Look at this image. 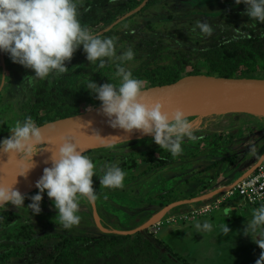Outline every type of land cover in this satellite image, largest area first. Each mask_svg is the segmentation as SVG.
Wrapping results in <instances>:
<instances>
[{
  "label": "rangeland",
  "instance_id": "374dc122",
  "mask_svg": "<svg viewBox=\"0 0 264 264\" xmlns=\"http://www.w3.org/2000/svg\"><path fill=\"white\" fill-rule=\"evenodd\" d=\"M86 1L88 0H79V4ZM128 1H110L102 10L105 13L117 10V18L104 28H95L96 30L92 29L91 32L102 38L117 37V54L132 47L135 57L133 61L127 62L126 66L131 67L134 77L145 82L144 88L153 87V73L161 67L173 64L177 60V53L199 50L206 46L217 39L221 27L230 24L239 28H257L262 24L243 14L246 5L236 4L235 0H140V3L129 11L123 8V4ZM201 20L212 26L211 36H203L199 29L192 30ZM147 40L156 41L162 49L161 54L158 53V59L152 64H147L146 56H143L146 50L142 42ZM155 46H152V49ZM82 56L83 53L76 51L71 60L65 62L68 68L65 73L51 74L44 80H37L33 85L26 80L34 75L33 70L12 62L7 54L0 53V139L12 134L10 129L17 120H23L30 115L36 123L38 122L31 104L41 87L47 85L48 90L54 89L63 96H69L81 82L91 76H98L105 82H119L114 79L115 63H106L100 68L98 62L93 64L87 59L83 61ZM187 69L190 70L191 67ZM197 69L201 74H205L206 61L198 60ZM254 74L256 78H264V68L260 67ZM63 80H67V83L62 84ZM45 114L46 111H43L40 115L44 117ZM53 114L54 111L50 112V115ZM197 118L199 117L189 120L192 122ZM193 127L196 139H186L182 145L183 152L175 157L159 147L150 135L116 143L115 148L111 150L104 147L87 152L86 155L97 165L98 175L103 174L105 165L111 164H117L127 175L124 187L118 189L105 188L94 175L93 189L97 192L98 199L94 205H89L86 200L81 199L78 212L81 221L70 229H65L60 224L57 209L46 192L43 194L40 214H31L26 206L31 203L29 198L35 195L38 189L25 195V207L17 209L9 205L0 208V214L16 217L10 225L0 226V254H8L6 262L2 264H42L48 251L62 240L61 236H134L138 232H143L162 252L156 261H146L143 264H256L264 249H260L252 238L249 239L244 234L246 223L251 221L248 216L252 218V212L256 209L250 205L230 213L231 216L226 218L223 206L214 214L189 223V228L195 232L191 234L194 239L190 242L177 240L174 245L175 250L188 248L185 253L175 252L163 241L162 233L174 222L161 219V215L164 213L165 217L167 214L169 218L179 210L188 208L174 204V207L178 208H169L163 212L172 204L171 201L181 202L187 199V196L195 197L192 196L193 192L198 193L197 189L203 186L206 189L208 180L211 186L215 181L224 184L236 180L264 152V116L248 113H212L201 118ZM163 159L167 160V164H159ZM232 161H235L234 164ZM205 220L212 222L215 227L211 232L201 233L195 224ZM224 221L230 230L228 234H223L220 227ZM184 223L186 221L176 225L182 226ZM160 225L163 227L162 233L158 229ZM28 228L36 241L9 238ZM130 244V239H126L114 247H109L108 251L124 250V254L117 257V262L124 264L120 261L125 262L126 255H131L132 251L127 249ZM82 245L81 240L69 242V247L74 250ZM252 247L256 248L255 252L250 251ZM164 255H169V258L163 260Z\"/></svg>",
  "mask_w": 264,
  "mask_h": 264
},
{
  "label": "clouds",
  "instance_id": "9594fccd",
  "mask_svg": "<svg viewBox=\"0 0 264 264\" xmlns=\"http://www.w3.org/2000/svg\"><path fill=\"white\" fill-rule=\"evenodd\" d=\"M235 2L246 5L243 14L264 23V0ZM78 7L79 0H0V53L7 54L12 62L33 70L34 75L26 78L33 85L51 74L65 73L68 70L65 62L70 61L81 46L88 62H98L100 68L106 63H115L114 79H118V83L99 85L92 80L87 84L90 93L101 102V113L107 118L109 127L126 133L139 130L152 136L154 142L172 156L181 154L184 141L196 139L193 123L181 109L166 112L160 102L152 105L143 102L145 82L134 77L131 67L126 66L135 57L132 47L117 54L118 38H101L98 34H92L82 25ZM197 29L203 36L213 33L212 26L203 20L198 21L192 30ZM10 132L12 134L9 137L0 139V154H7L9 160H16L23 169L17 176H26L35 167V155L43 151L51 152L45 161L48 163L50 160L51 166L44 168L35 184L38 192L29 198L31 203L26 206L33 216L40 214L43 194L46 192L57 209L60 224L70 229L81 221L78 215L81 199L89 205H94L98 199L93 189L94 175L105 188L124 187L127 173L117 164H111L105 165L103 174L98 175L97 165L80 148L75 134L61 136L55 150L46 149L45 143L51 142L45 139L41 127L30 115L17 120ZM92 136L110 150L121 139L119 136L104 138L98 132ZM258 160L264 163V156ZM15 184L16 178L11 184L0 183V208L9 205L17 209L25 207L26 196L14 188ZM230 213L232 207L223 209L225 218L231 216ZM195 227L211 232L215 225L205 220L203 223L197 221ZM220 227L223 234L229 233L225 221ZM244 234L250 235L259 248L264 249V203L253 210ZM256 264H264V252H261Z\"/></svg>",
  "mask_w": 264,
  "mask_h": 264
},
{
  "label": "trees",
  "instance_id": "16d2710c",
  "mask_svg": "<svg viewBox=\"0 0 264 264\" xmlns=\"http://www.w3.org/2000/svg\"><path fill=\"white\" fill-rule=\"evenodd\" d=\"M110 1L88 0L79 4V18L82 25L88 28L90 32L95 28L99 30L104 28L117 18V10H110L106 13L102 10ZM139 3L140 0H129L123 4V8H127L129 11ZM142 46L146 50V54L143 55L146 56L145 62L147 64L154 63L158 59V53L161 54V47L153 40L143 41ZM152 46H155V48L152 49ZM77 51L83 53L82 58L84 61L86 53H84L83 47L81 46ZM200 59L205 60L207 63L205 74H201L197 69L198 60ZM189 66L191 67L190 70L187 69ZM260 67L264 68V23L257 28H239L227 24L219 29L217 39L206 46L199 50L177 53V60L173 64L161 67L153 73L151 85L171 84L193 75H215L219 78H256L257 76L254 73ZM1 74L2 67L0 65V85L2 81ZM67 76L69 77L70 74ZM92 80L99 85L107 82L102 81L98 76H91L88 80L81 82L69 96H63L61 92L54 89L48 90L47 85L41 87L36 92L31 104L32 111L38 118L37 125L41 126L60 118L81 114L101 105L95 95L87 89L88 82ZM61 83L65 84L67 80H63ZM43 111H46L44 117L40 115ZM53 111L54 114L50 115V112ZM48 117L51 118L47 120ZM234 162L231 163L234 164ZM159 164L165 165L167 160L163 159ZM207 183V188H209L210 181L208 180ZM202 190H205V186ZM171 203L173 202L171 201ZM15 219L14 216L0 214V226L10 225ZM27 230L15 237L9 236V238H16L20 241L33 240L31 229L28 228ZM61 238L62 240L48 251L42 264H119L117 257L123 255L124 250L115 251V249H112L108 251V248L114 247L126 239H130L131 244L127 246V249L132 251L130 252L131 255L128 254L125 257L127 264H143L146 261H156L162 254L161 248L146 237L143 232H138L134 236H61ZM80 240L83 241V245L79 249L74 250L69 247V242ZM7 255V253L0 254V264L6 262ZM168 256L164 255L163 260L168 259ZM125 262L124 260L120 261L124 264Z\"/></svg>",
  "mask_w": 264,
  "mask_h": 264
},
{
  "label": "water",
  "instance_id": "95a60500",
  "mask_svg": "<svg viewBox=\"0 0 264 264\" xmlns=\"http://www.w3.org/2000/svg\"><path fill=\"white\" fill-rule=\"evenodd\" d=\"M2 58L4 61V57ZM200 94H207L214 98L236 97L249 103L246 105L215 109L211 114L248 113L257 115V111L260 108H264V78H219L207 75H193L182 78L175 83L144 88L142 92L144 103L152 105L160 102L163 104V110L166 112H172L176 109L184 111V108ZM40 127L45 139L51 142V144L45 143L44 147L46 149L55 150V147L60 143L61 136L75 134L79 146L85 154L89 151L106 147L92 136L96 132L104 138L119 136L121 139L117 143L145 135L139 130L126 133L121 129H112L107 123V118L101 113V106L81 114L47 122ZM50 155V151L39 153L33 160L35 167L26 176L15 175L2 183L11 184L15 182L16 178L14 188L21 194L28 195L36 191V181L42 176L44 168L51 166L50 160L48 163H45ZM0 156L8 155L0 154ZM177 204L179 205V203ZM173 207L174 205L171 204L163 212Z\"/></svg>",
  "mask_w": 264,
  "mask_h": 264
},
{
  "label": "built area",
  "instance_id": "2783aa9c",
  "mask_svg": "<svg viewBox=\"0 0 264 264\" xmlns=\"http://www.w3.org/2000/svg\"><path fill=\"white\" fill-rule=\"evenodd\" d=\"M263 154L264 152L261 156ZM215 184H212V186ZM212 186L210 185L209 187ZM239 199L244 204H249L256 208L264 203V163H260L259 160L252 162L241 177L222 185L215 192V195L211 194L209 199L200 200L201 204L191 206L189 211L168 218L167 222L191 221L197 217L212 213L227 201Z\"/></svg>",
  "mask_w": 264,
  "mask_h": 264
},
{
  "label": "crops",
  "instance_id": "0c3cea01",
  "mask_svg": "<svg viewBox=\"0 0 264 264\" xmlns=\"http://www.w3.org/2000/svg\"><path fill=\"white\" fill-rule=\"evenodd\" d=\"M223 180L225 181V180H227V179H223ZM215 183H216L215 185H213L212 187H209V188H207V189H205V190H201V189H203L204 186H203L201 189H197L198 193H195V194H194V192H193V194H192V196H195V197L187 196V199H185L184 201H181V202H179V201H177V202H173L172 205L179 203L178 206L185 205V206H187L189 209L191 208V206H195V205L198 206L199 204H201V201H200V200H202V199H204V200L209 199V198L211 197V194H212V195H215V192H216L220 187H222V185L226 184V183H224V184H220V183L217 182V181H215ZM200 190H201V191H200ZM247 205H249V204H244V203L241 202V201L239 202V200H237V201H236V200H233V201H227V202H225L224 204H222L221 207H219L218 209L214 210L212 213L207 214V215L202 216V217H197V218H195L194 220H191V221H187L186 223H184L185 225L179 226V225H176L177 223L169 224V225L167 226L166 231L163 232V233H162V228H163V227H161V225H160V227H158V229L160 230V233H162L163 241H164L166 244L169 245V248L175 250L174 245H175V243L177 242V240H180V242H181L182 240H189V242H190V241H192V239H194V238H191V234H192L194 231H193V229L189 228V226H190L189 223H192V222H194V221H196V220H200V219H202V218H204V217L210 216V215L214 214L215 212H217L219 209H222L223 206H224V207H232V212H234V211H237V210H243ZM178 206H175L174 209H175V208H178ZM250 206H252V205H250ZM253 207H255V206H253ZM188 208H186V209H188ZM255 208H256V207H255ZM186 209H184V210H179L176 214H179V213L185 212ZM170 210H171V209H170ZM177 210H178V209H177ZM218 213H219V212H218ZM218 213H217V214H218ZM161 216H163L161 219H163V218L168 219L167 214H166L165 217H164V213H163ZM171 217H172V216L170 215L169 218H171ZM248 217H249L250 219H252L251 216H248ZM190 229H191V230H190ZM200 232L202 233V231H200ZM201 233H200V234H201ZM194 234H195V232H194ZM247 236H248L249 239L251 238L250 235H247ZM258 238H259V237H258ZM250 243H251V242H250ZM250 243H249V245H250ZM187 249H188V248H184V249H182V250H175V252H182V253H185V252H187ZM250 251L255 252V251H256V248H255V247H252V248L250 249ZM175 252H174V253H175ZM192 263H193V261H192Z\"/></svg>",
  "mask_w": 264,
  "mask_h": 264
},
{
  "label": "bare ground",
  "instance_id": "6f19581e",
  "mask_svg": "<svg viewBox=\"0 0 264 264\" xmlns=\"http://www.w3.org/2000/svg\"><path fill=\"white\" fill-rule=\"evenodd\" d=\"M246 104H249V103L247 101H244L241 98H236V97L214 98V97H210L207 94H200L196 97L194 101H192L189 105H187L184 108V112L187 115L188 119L199 117L192 121L193 126H196L199 123V120L201 118H204L210 115L211 112L215 109L229 108L232 106L246 105ZM257 115L264 116V108H260L257 111ZM126 141H129V140H126ZM120 143H123V142H120ZM37 155L33 157V160L37 157ZM18 158L19 156H17V159ZM22 170L23 169L18 165L16 160H9V156H0V183L7 181L8 179H11L15 175H17L19 171H22Z\"/></svg>",
  "mask_w": 264,
  "mask_h": 264
}]
</instances>
